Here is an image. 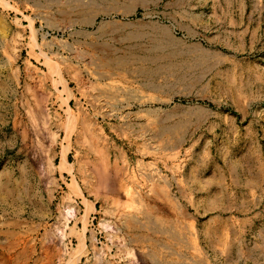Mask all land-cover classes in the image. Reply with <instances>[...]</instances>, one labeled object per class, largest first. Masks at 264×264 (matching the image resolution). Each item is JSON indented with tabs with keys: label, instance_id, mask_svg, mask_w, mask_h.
<instances>
[{
	"label": "rangeland",
	"instance_id": "1",
	"mask_svg": "<svg viewBox=\"0 0 264 264\" xmlns=\"http://www.w3.org/2000/svg\"><path fill=\"white\" fill-rule=\"evenodd\" d=\"M0 264H264V0H0Z\"/></svg>",
	"mask_w": 264,
	"mask_h": 264
},
{
	"label": "bare ground",
	"instance_id": "2",
	"mask_svg": "<svg viewBox=\"0 0 264 264\" xmlns=\"http://www.w3.org/2000/svg\"><path fill=\"white\" fill-rule=\"evenodd\" d=\"M153 33L155 32L153 31ZM152 41L154 43V47L159 50L163 56L169 59L184 60L188 57L187 50L184 46L182 39H175L169 36V34H167L165 42H162L161 40ZM198 57H200L201 59H207L208 55L205 52H199Z\"/></svg>",
	"mask_w": 264,
	"mask_h": 264
}]
</instances>
